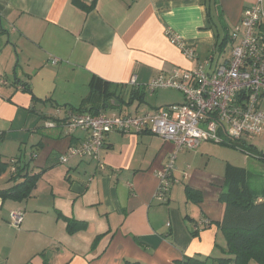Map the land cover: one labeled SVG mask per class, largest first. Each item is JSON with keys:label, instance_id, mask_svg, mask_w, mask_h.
<instances>
[{"label": "crops", "instance_id": "crops-1", "mask_svg": "<svg viewBox=\"0 0 264 264\" xmlns=\"http://www.w3.org/2000/svg\"><path fill=\"white\" fill-rule=\"evenodd\" d=\"M257 1L0 0V162L9 165L0 190L14 185L12 159L17 169L28 164L30 176L41 174L28 199L0 197V264H178L226 248L218 225L226 168L241 167L237 163L247 157L210 142L184 150L177 154L174 185L158 200V173L173 143L149 133L113 132L99 161L61 163L86 137L81 130L67 136L62 121L70 111L89 109L103 82L129 90L134 78L142 88L161 74L195 69L217 42L207 9L232 32ZM167 32L182 38L196 59H188ZM218 33L227 32L219 27ZM19 83L43 102H34ZM167 91H145L143 102L130 103L126 95L128 104L111 102L102 113L138 116L180 105L165 102ZM48 122L56 127L47 128ZM246 144L264 153V135ZM256 153L250 155L259 160ZM187 189L199 194V204ZM19 210L24 218L16 227L10 215ZM70 221L85 229L70 233Z\"/></svg>", "mask_w": 264, "mask_h": 264}, {"label": "built area", "instance_id": "built-area-1", "mask_svg": "<svg viewBox=\"0 0 264 264\" xmlns=\"http://www.w3.org/2000/svg\"><path fill=\"white\" fill-rule=\"evenodd\" d=\"M262 4L263 0H258L244 11L240 24L230 36L233 46L228 57L215 61V55L211 56L193 70L175 69L143 87L148 94L177 90L183 94L182 104L138 116L68 112L67 119L62 121L66 135L71 137L81 130L86 137L69 148L60 158L61 163L71 158L99 161L110 133H149L175 146L164 170L158 173L160 185L156 198L163 200L175 182L172 174L178 153L194 150L206 142L219 145L228 141L246 143L264 135ZM167 36L188 59H196L194 50L182 38L169 32ZM56 63L55 59L53 64ZM131 85H136L135 78ZM46 127L54 128L56 124L48 122ZM10 164L16 174V160L12 159ZM23 218L22 210L14 211L10 215L11 224L18 227Z\"/></svg>", "mask_w": 264, "mask_h": 264}, {"label": "trees", "instance_id": "trees-1", "mask_svg": "<svg viewBox=\"0 0 264 264\" xmlns=\"http://www.w3.org/2000/svg\"><path fill=\"white\" fill-rule=\"evenodd\" d=\"M208 14L210 22L215 28V37L217 39L212 56L215 52L223 51L232 34L227 31L222 17L212 15L210 9ZM216 19V21H215ZM222 28L227 32L222 38L218 33V29ZM231 40V39H230ZM218 49V50H217ZM20 84V83H19ZM23 90L32 95V91L28 84L21 83ZM127 89V86L117 85L114 87L111 83L103 82V89L101 93L93 90L92 106L87 110L81 108L76 109L77 113H91L99 115L110 107V103H115L119 106L121 104H128L125 101V96L128 95L129 102L144 101L146 92L144 88ZM115 88V89H114ZM34 102H43L32 95ZM99 103L94 102L97 101ZM224 147L234 148L246 153L248 156L251 153H256L253 147L246 143L228 141L222 144ZM251 151V153H249ZM259 160L264 161V153L255 154ZM34 156L31 157L33 160ZM8 163L0 162V176L5 172ZM18 173L11 177L9 182H14V185L7 190H0V197L12 198L14 200L24 201L28 199L34 192L36 184L41 177V174L30 176L28 171V164L23 167H18ZM254 175L244 167H237L231 164L227 165L225 174V189L220 195V201L224 206L223 217L218 223L222 232L225 235L227 246L221 249L218 256L212 255L209 257H186L179 261L178 264H264V179L255 184L253 182ZM16 183V184H15ZM189 200L195 204L201 202V197L196 192L187 189ZM84 223L77 221H70L68 230L70 233H75L84 230Z\"/></svg>", "mask_w": 264, "mask_h": 264}, {"label": "rangeland", "instance_id": "rangeland-1", "mask_svg": "<svg viewBox=\"0 0 264 264\" xmlns=\"http://www.w3.org/2000/svg\"><path fill=\"white\" fill-rule=\"evenodd\" d=\"M224 35L225 34H221L220 35L221 38ZM232 46H233V43L229 39L228 43L225 46V49L223 51L215 52V61H217L218 59H219V61H222L224 59V57H228V54H230ZM212 54H213V51H212ZM163 94H165V95H163V98L165 99V102H168L170 104H181L183 102V99H184L183 94L181 92L177 91V90H171V91L163 92ZM154 96H156V95H154ZM151 97H153V96H151ZM151 97L148 95V97H147L148 102H151V100H152ZM216 146L223 147L222 145H219V144H217ZM232 150L243 160H245V157H247L246 159H248V160L246 162L239 161L240 163H237V164H240L238 166L244 167L248 171H250L255 176L254 177L255 179L257 178L256 180H254L255 184L260 183L261 179H264V161H259V160L255 159V158L251 157V156H246L245 155L246 153L239 152L238 150L237 151L235 149H232ZM182 154H183V152L179 153L178 159H179V157ZM172 186H171V188H172ZM184 186H185V183L181 184L180 187H182V189H183Z\"/></svg>", "mask_w": 264, "mask_h": 264}]
</instances>
